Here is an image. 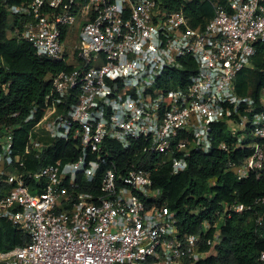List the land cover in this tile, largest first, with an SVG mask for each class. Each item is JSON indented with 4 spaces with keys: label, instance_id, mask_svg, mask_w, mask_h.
<instances>
[{
    "label": "built area",
    "instance_id": "2783aa9c",
    "mask_svg": "<svg viewBox=\"0 0 264 264\" xmlns=\"http://www.w3.org/2000/svg\"><path fill=\"white\" fill-rule=\"evenodd\" d=\"M194 1L4 2L11 23L24 20L8 36L66 69L48 74L41 103L0 124V219L29 236L0 250V264H198L217 254L234 214L251 212L263 224L264 197L221 201L197 233L184 234L152 176L163 165L183 172L193 152L215 148L253 149L228 163L239 180L264 169V91L259 102L236 92L264 42V0H207L213 15L199 29L186 10ZM189 61L194 71L172 87V73L189 70ZM222 126L231 142L218 139ZM59 141L77 157L42 164ZM107 141L141 143L150 165L119 166Z\"/></svg>",
    "mask_w": 264,
    "mask_h": 264
},
{
    "label": "trees",
    "instance_id": "16d2710c",
    "mask_svg": "<svg viewBox=\"0 0 264 264\" xmlns=\"http://www.w3.org/2000/svg\"><path fill=\"white\" fill-rule=\"evenodd\" d=\"M5 1L0 0V124L9 121L11 113L21 111L25 115L34 103H41L51 89V82L46 79L48 74L66 69L64 62L39 57L29 42L8 36V27H21L24 20H19L17 16L11 23L4 6ZM7 1L9 4L18 5L27 0ZM186 10L193 19L191 26L197 29L203 27L206 20L213 15V8L207 0H195L186 6ZM256 48L251 62L254 66L240 72L236 79V92L259 102L264 91V42L257 43ZM189 65V70L177 69L172 73V87L178 85V79L183 82L187 80L194 71V63L189 61ZM2 83H8L7 87L4 88ZM224 126L218 130V139L231 142L233 136ZM25 138L24 129L16 132L15 147L18 150L23 149ZM107 143V157H112L119 166L124 167L126 161L134 159L141 161L145 168L150 165L147 155L139 151L141 143L135 142L129 149H123L117 142ZM57 147V151L45 158L42 164L65 162L77 157L75 150L73 153L72 144L59 141ZM252 152L251 147L230 152L215 148L208 154L193 152L189 158V166L183 172L173 174L169 165L152 171L155 185L163 190L164 202L178 211L184 234L197 233L202 221L217 209L221 201L238 200L251 204L257 198L264 197V169L260 178L250 177L243 180L237 179L228 170L230 160L240 162ZM258 209L264 211V203L258 205ZM222 229L224 239L218 246L217 254L198 264H261L259 256L264 251V222L257 225L255 216L247 211L234 214ZM28 240L26 233L8 220L0 219V250L23 245Z\"/></svg>",
    "mask_w": 264,
    "mask_h": 264
},
{
    "label": "rangeland",
    "instance_id": "374dc122",
    "mask_svg": "<svg viewBox=\"0 0 264 264\" xmlns=\"http://www.w3.org/2000/svg\"><path fill=\"white\" fill-rule=\"evenodd\" d=\"M10 24H11V23H10ZM11 27H12V25L8 27V29H7V33H9V29H10ZM252 66H254L253 63L250 65V67H252Z\"/></svg>",
    "mask_w": 264,
    "mask_h": 264
},
{
    "label": "clouds",
    "instance_id": "9594fccd",
    "mask_svg": "<svg viewBox=\"0 0 264 264\" xmlns=\"http://www.w3.org/2000/svg\"><path fill=\"white\" fill-rule=\"evenodd\" d=\"M11 22V21H10ZM8 34V33H7ZM193 234V233H192ZM224 235V234H223ZM210 258V257H209ZM202 261V260H201ZM199 263V262H198Z\"/></svg>",
    "mask_w": 264,
    "mask_h": 264
}]
</instances>
